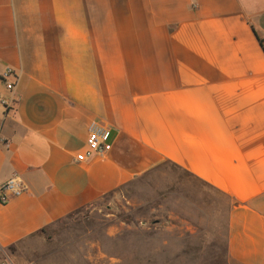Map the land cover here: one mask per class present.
I'll list each match as a JSON object with an SVG mask.
<instances>
[{
    "label": "crops",
    "instance_id": "obj_1",
    "mask_svg": "<svg viewBox=\"0 0 264 264\" xmlns=\"http://www.w3.org/2000/svg\"><path fill=\"white\" fill-rule=\"evenodd\" d=\"M4 68L0 260L49 264L32 236L168 161L230 199L224 264H264V0H0ZM92 120L110 148L78 162Z\"/></svg>",
    "mask_w": 264,
    "mask_h": 264
},
{
    "label": "rangeland",
    "instance_id": "obj_2",
    "mask_svg": "<svg viewBox=\"0 0 264 264\" xmlns=\"http://www.w3.org/2000/svg\"><path fill=\"white\" fill-rule=\"evenodd\" d=\"M230 205L223 193L162 161L53 222L42 241L30 240L42 245L49 235V246L59 248L54 259L77 264H224Z\"/></svg>",
    "mask_w": 264,
    "mask_h": 264
},
{
    "label": "built area",
    "instance_id": "obj_3",
    "mask_svg": "<svg viewBox=\"0 0 264 264\" xmlns=\"http://www.w3.org/2000/svg\"><path fill=\"white\" fill-rule=\"evenodd\" d=\"M16 74L10 68H4L0 72V80L4 84L7 91H11L14 86ZM11 99L8 102L0 100V105L6 109L10 104ZM0 142L6 145V142L0 140ZM110 148V129L105 124L92 120L87 124L86 135L84 139V148L74 154V160L81 162L87 160L93 156L102 155ZM26 187L21 178L12 174L7 177L4 182L0 184V203L7 202L10 198L18 196ZM0 264H12L8 259L0 260Z\"/></svg>",
    "mask_w": 264,
    "mask_h": 264
},
{
    "label": "trees",
    "instance_id": "obj_4",
    "mask_svg": "<svg viewBox=\"0 0 264 264\" xmlns=\"http://www.w3.org/2000/svg\"><path fill=\"white\" fill-rule=\"evenodd\" d=\"M14 101L13 100H11V103L10 104H12ZM7 109H9V107H7L5 110L7 111ZM171 163V162H170ZM173 164V163H172ZM174 165V164H173Z\"/></svg>",
    "mask_w": 264,
    "mask_h": 264
}]
</instances>
